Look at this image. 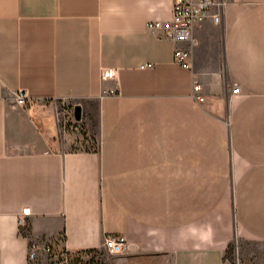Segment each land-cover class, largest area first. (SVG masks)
<instances>
[{"label": "crops", "instance_id": "0c3cea01", "mask_svg": "<svg viewBox=\"0 0 264 264\" xmlns=\"http://www.w3.org/2000/svg\"><path fill=\"white\" fill-rule=\"evenodd\" d=\"M174 1L0 0V264L109 235L126 264H223L210 217L231 208L264 240V0H212L220 22L179 45L190 69L146 28ZM61 101L82 136H61Z\"/></svg>", "mask_w": 264, "mask_h": 264}, {"label": "built area", "instance_id": "2783aa9c", "mask_svg": "<svg viewBox=\"0 0 264 264\" xmlns=\"http://www.w3.org/2000/svg\"><path fill=\"white\" fill-rule=\"evenodd\" d=\"M216 5L212 0H175L171 8V17L167 21H152L146 24V28L152 33H160V37L175 45L173 51V60L176 65L183 69H190V52L179 47L181 43L192 42L194 28L211 18L216 24L220 22L218 13L210 14V8ZM218 6V4H217ZM151 65L141 66V69ZM112 71L104 73V77H112ZM202 86L196 78L192 79L191 97L197 103H202L204 98L201 96ZM233 95L239 93V87H233ZM14 104L24 106L26 104V94L23 91L13 93ZM61 109L58 111L56 120L59 126V132L64 137L69 132L77 136L83 135L81 121L77 122L73 117V107H67L65 101H61ZM27 213V212H26ZM103 250L110 255H123L129 252V243L125 236L109 235L103 242ZM43 251L51 254L50 246H44ZM36 247L33 245L29 251V259L35 257Z\"/></svg>", "mask_w": 264, "mask_h": 264}, {"label": "rangeland", "instance_id": "374dc122", "mask_svg": "<svg viewBox=\"0 0 264 264\" xmlns=\"http://www.w3.org/2000/svg\"><path fill=\"white\" fill-rule=\"evenodd\" d=\"M210 218L227 243L223 264H264V240L245 234L236 224L232 208L225 213L216 211ZM37 246L33 259L27 255V264H126L127 253L113 256L102 249L67 251L58 244L47 254L42 245Z\"/></svg>", "mask_w": 264, "mask_h": 264}, {"label": "water", "instance_id": "95a60500", "mask_svg": "<svg viewBox=\"0 0 264 264\" xmlns=\"http://www.w3.org/2000/svg\"><path fill=\"white\" fill-rule=\"evenodd\" d=\"M73 117H74V120L77 122H80L82 120V113H81L80 106L73 107Z\"/></svg>", "mask_w": 264, "mask_h": 264}]
</instances>
